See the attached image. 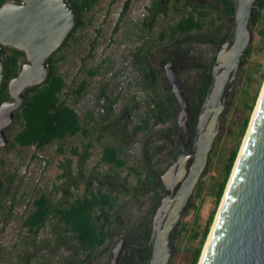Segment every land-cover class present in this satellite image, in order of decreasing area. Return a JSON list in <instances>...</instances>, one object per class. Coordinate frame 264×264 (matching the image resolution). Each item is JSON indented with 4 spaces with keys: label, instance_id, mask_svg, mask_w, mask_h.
Segmentation results:
<instances>
[{
    "label": "rangeland",
    "instance_id": "rangeland-1",
    "mask_svg": "<svg viewBox=\"0 0 264 264\" xmlns=\"http://www.w3.org/2000/svg\"><path fill=\"white\" fill-rule=\"evenodd\" d=\"M153 1L99 0L89 11L85 12L81 19L83 26L74 33L64 48L59 49V54L65 57L57 64V67L67 84V88L64 90L61 98L75 109L82 123L87 121L85 118L86 114L90 113L92 116H95L102 111V105L105 102L100 93L110 99H117L113 106V116H118L119 111L125 105L128 106L133 103L138 105L128 119L127 116L119 118L117 121L118 125L122 126L124 122H130L131 125H134L142 118L147 102L150 100L152 94L143 89L144 77L140 72V65L133 64L134 54L137 49L140 50L143 63L151 66L154 72L158 74V79L154 82V88L159 100L166 102V94H171L165 79V73L166 65L172 63L171 66L184 92L185 100L188 105L195 104L196 90L201 80L199 67H178L175 62L171 61V58L176 59L178 57L173 45L169 40H161L162 31L176 17L174 12L170 10L167 14H158L149 29L142 26L144 19L148 16L147 9ZM126 3H128V6L124 11ZM197 3L207 6L210 17L218 16L216 23L219 29L215 38V42L219 40L218 48L212 42L191 45V55L194 56V61L201 65L200 67L206 68L212 63L213 58L215 60L219 48L226 39H232L235 21L233 15V22L230 24V21L222 14L224 6L220 0H198ZM262 25L257 23L253 27L256 32L252 33L251 31L248 43V46H251L253 49L248 59L247 75L251 77L250 81L245 80L244 83L238 82L241 70L240 64L236 77L227 85L225 92L227 95L226 105L223 112L219 115V131L214 139L213 148L209 152L206 167L198 181V184L199 182H203L204 184L201 195L197 199H191L197 184L179 221L173 229V231L177 229L182 222L187 223L189 233L178 240L181 247L191 248L196 245L197 242L188 239L187 236L191 234L192 229L201 231L204 227L206 219L214 205L216 183L222 174L225 159L228 156L229 150L237 143L240 125L246 111L242 105V99L250 103L264 67V36L260 34L263 28ZM224 35H227V37L221 40ZM187 46L188 44H182L181 47ZM96 68L98 69V73L92 78L88 77L87 71ZM82 80H87L88 86L83 96L77 99L71 90L76 89ZM263 82L264 74L258 86L256 101L249 116V122ZM229 100H232L231 105ZM174 102L176 111L171 119L162 125L156 126H152L153 120H151L150 128L146 133L139 134L132 139L126 138L125 141L129 145L128 164L138 167L137 165L143 164L145 161L147 171L158 179L160 186V176L176 160L175 158V160L171 161L169 154L170 144L167 138H162L163 133L170 130L174 123L177 125V104L175 99ZM190 119L191 114L188 121L189 142L187 150L194 151L197 120L192 133ZM247 128L238 142L237 156ZM18 129L19 124L15 121L14 117L13 124L6 130L9 141ZM172 138L170 139L172 140ZM219 139L220 141H218ZM88 140H91L92 146L90 147V156L84 165V172L88 173L92 168L104 171L106 169L104 166L97 165L101 152L99 141L95 139V135L85 139V141ZM102 141L110 142V139L105 135ZM80 143V137L78 136L68 139L64 144L66 156L75 159L69 155V149L75 145L79 146ZM8 147L9 143L6 147L0 148V188L7 192L4 198L0 197V264H62L63 259L67 256V252L63 248H60V244H54L55 232L52 226L47 224L40 230L34 239L35 244L40 246L34 247L33 245L29 246L25 244V240L30 241L31 238L26 229L22 227V220L26 212H28V203L39 190L50 193V197L54 203L60 199L61 195L55 192L54 186L60 183V180L57 178L61 172L58 164L64 156L57 152V143L50 144L42 150H37L35 147L20 148L18 146L6 150ZM144 152H147L146 156ZM191 161L192 158L189 160V164H191ZM73 169H75V166ZM14 172L16 173L14 180L7 186L6 177ZM120 176L122 178L127 177V181L130 184L135 182L134 176L132 174L128 176L126 170L122 171ZM112 182L114 183L115 181L112 180ZM120 185H122L120 182L114 184L117 187ZM82 192L81 188L79 190H72L71 194L73 195L72 197H75L82 194ZM153 193L151 191L147 196L141 198L142 200L136 203V205L134 203L128 205V208L123 211L124 219L127 223L138 224L149 213L155 203ZM72 197L69 200H72ZM222 197L216 207V213L221 204ZM160 198L155 210L159 205ZM52 222H55L54 219ZM211 227L209 232L211 231ZM120 238L114 237L106 250L104 248L100 250L101 252L97 253L99 256L94 261V264H109L111 249ZM173 241L175 242V238ZM168 264H185L183 255L174 257V247Z\"/></svg>",
    "mask_w": 264,
    "mask_h": 264
},
{
    "label": "trees",
    "instance_id": "trees-1",
    "mask_svg": "<svg viewBox=\"0 0 264 264\" xmlns=\"http://www.w3.org/2000/svg\"><path fill=\"white\" fill-rule=\"evenodd\" d=\"M20 0H0V7L4 2ZM77 12V23L74 30L69 34L63 45L64 48L74 33L83 26L81 21L85 12L89 11L99 0H69ZM198 0H154L147 9L148 16L144 19L142 26L151 28L156 16L160 13L167 14L170 10L176 16L174 20L161 33V40H169L177 52V58H171L178 67L186 66L200 69L201 80L196 90V102L189 105L191 114L192 133L198 114L200 113L208 90L212 84L211 66L200 67L194 61L191 55V45L197 43L212 42L219 46V40L215 42L219 26L216 23V17H210L206 5L197 3ZM223 3V15L233 22V13L236 0H220ZM128 3L124 7L126 10ZM170 6V7H169ZM262 4L257 0L253 5V14L250 19V28L252 33L256 32L253 27L257 23L263 24L260 32L264 36V13L260 11ZM210 17V18H208ZM224 35L222 39H225ZM182 44H188L187 47H181ZM59 49L48 58L49 65L46 80L34 87L28 88L24 93V102L20 109L15 112V121L19 124L18 131L9 141V147L6 150L18 146L20 148L35 147L42 150L50 144L57 143V152L64 158L59 162L58 167L61 170L57 178L60 180L58 185L54 186L55 192L60 193V199L54 203L50 193L38 191L33 199L28 203V212L22 220V227L26 229L31 240H25L26 245L39 247L34 242L37 234L47 224L54 229L55 243L60 244L67 252L62 264H94L98 258V252L112 242L114 237H121L125 244L117 264H147L149 257V240L151 233V216L155 210L161 195V186L156 177L147 171L146 162L134 167L128 164V150L126 138H135L139 134L146 133L152 126L162 125L172 118L176 111L175 102L172 94L167 93L166 102L159 100L155 93V83L158 74L154 72L151 66L143 63L140 50L137 49L134 54L133 64L140 65L141 74L144 77L143 89L152 94L147 102L145 112L142 118L131 125L130 122H124L118 125L117 121L123 116L127 119L137 108V104L125 105L119 111L118 116H113V106L116 98L110 99L104 94L102 111L95 116L86 114V122L82 123L79 115L73 107L68 105L61 98L64 90L67 88L64 76L58 71L57 64L64 59V55L59 54ZM253 49L248 46L241 57V70L238 82L250 81L251 77L247 75L248 59ZM5 61L3 81L0 86V104L9 99L7 84L10 79L18 74L21 63L25 57L23 52L5 47L3 48ZM98 69L87 71V76L92 78L98 72ZM264 74V67L257 82V88L252 96L250 103L242 99V105L246 109L243 121L240 125L239 136L236 145L229 150L225 159L222 174L216 183L214 195V205L210 211L205 225L201 231L192 229L188 239L196 241V245L191 248L181 247L178 240L189 233L187 223L179 224L171 234L173 241L174 257L183 255L185 264H198L203 246L212 225L216 207L220 202L226 187L228 178L233 168L238 152V142L244 134L249 116L253 110L258 93V86ZM88 86L87 80H82L76 89H72L75 98H80L85 93ZM166 88V87H165ZM230 105L232 100H229ZM90 123V126H89ZM163 139H168L170 144V158L175 160L178 147L181 143V132L174 123L170 130L163 133ZM95 135L99 141L101 152L97 165H102L104 171L92 168L88 173L84 172V165L90 156L91 140L85 141ZM107 135L110 142H103L102 139ZM80 137V145L70 147L69 155L65 154L64 144L68 139ZM171 137L172 140L170 139ZM220 141V139L218 140ZM147 152H144L146 156ZM171 163V162H169ZM168 163V164H169ZM167 164V165H168ZM75 166V169L73 167ZM126 170L128 176L133 175L135 182L130 184L127 177L122 178L120 173ZM15 172L7 175L6 184L9 186L14 180ZM112 180L115 182L113 183ZM116 182L122 183L119 187L114 186ZM203 182H199L191 197L192 200L200 197L203 190ZM83 190L82 194L72 197V190ZM154 192L155 203L149 213L138 224H132L124 219L123 211L128 205L139 203L150 192ZM7 195L6 190L0 188V197ZM73 198L69 200V198ZM127 198V199H122ZM194 206V205H193ZM54 219L55 222H52ZM120 238V239H121ZM177 240V242H176ZM182 248V249H180ZM101 252V251H100ZM99 252V253H100Z\"/></svg>",
    "mask_w": 264,
    "mask_h": 264
},
{
    "label": "water",
    "instance_id": "water-1",
    "mask_svg": "<svg viewBox=\"0 0 264 264\" xmlns=\"http://www.w3.org/2000/svg\"><path fill=\"white\" fill-rule=\"evenodd\" d=\"M256 1L236 0L233 37L221 45L211 67L212 84L198 114L194 151L187 150L190 108L172 63L166 65L165 79L177 104L176 123L182 136L176 160L160 176L162 194L151 220L147 264L169 263L170 234L206 167L226 105L227 85L236 77L248 47ZM76 22L77 12L69 0L7 1L0 7V86L3 48L19 50L25 57L7 84L9 99L0 104V148L9 143L6 130L24 102L25 91L46 80L48 58L63 45ZM233 167L200 264H264V91ZM124 244L123 238L115 243L109 264H117Z\"/></svg>",
    "mask_w": 264,
    "mask_h": 264
},
{
    "label": "bare ground",
    "instance_id": "bare-ground-1",
    "mask_svg": "<svg viewBox=\"0 0 264 264\" xmlns=\"http://www.w3.org/2000/svg\"><path fill=\"white\" fill-rule=\"evenodd\" d=\"M263 91H264V82H263V85H262V88H261V91H260V94H259V97H258V100H257L256 106H255V109H254V111H253V113H252V116H251V119H250V122H249V125H248V128H247V132H246V134H245V136H244V138H243V141H242V143H241V147H240V150H239V153H238V156H237V157L240 156V153H241V151H242L243 145H244V143H245V141H246V139H247V134H248L249 126H250L251 122L253 121V119H254V117H255L256 109H257V107H258V103H259V100H260V97H261ZM232 170H234V167H233ZM223 198H224V197H223ZM223 198H222V200H221V204H222ZM221 204H220V205H221ZM219 207H220V206H219ZM218 210H219V208H218ZM218 210H217V212H218ZM216 215H217V213H216ZM215 219H216V216H215ZM214 223H215V220H214V222H213V224H212L211 231L209 232V235H208L207 240H206V242H205V245H204V247H203L202 254H201V257H200V259H199V263H198V264H200L201 259H202L203 255H204V253H205L206 247H207L208 242H209V239H210V237H211V233H212V230H213V227H214Z\"/></svg>",
    "mask_w": 264,
    "mask_h": 264
},
{
    "label": "built area",
    "instance_id": "built-area-1",
    "mask_svg": "<svg viewBox=\"0 0 264 264\" xmlns=\"http://www.w3.org/2000/svg\"><path fill=\"white\" fill-rule=\"evenodd\" d=\"M261 1V4H262V6H261V8H260V11L262 12V13H264V0H260Z\"/></svg>",
    "mask_w": 264,
    "mask_h": 264
}]
</instances>
